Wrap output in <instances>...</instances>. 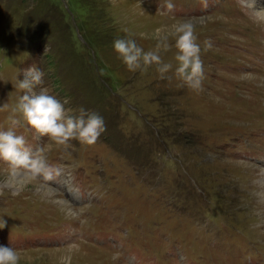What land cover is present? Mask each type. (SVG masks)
<instances>
[{
	"label": "rangeland",
	"instance_id": "374dc122",
	"mask_svg": "<svg viewBox=\"0 0 264 264\" xmlns=\"http://www.w3.org/2000/svg\"><path fill=\"white\" fill-rule=\"evenodd\" d=\"M236 1L0 0V264H264V165L229 154L264 146V17Z\"/></svg>",
	"mask_w": 264,
	"mask_h": 264
},
{
	"label": "bare ground",
	"instance_id": "6f19581e",
	"mask_svg": "<svg viewBox=\"0 0 264 264\" xmlns=\"http://www.w3.org/2000/svg\"><path fill=\"white\" fill-rule=\"evenodd\" d=\"M251 2H253L254 6L252 5ZM247 4L250 5L252 8L255 7L257 9L258 14H260L261 16L264 17V0H253V1L252 0H247ZM255 8H254V10H255ZM26 181L29 182V181H33V180L31 179L30 175L22 174L19 171H15L12 174L11 179H10V183L11 184H15V183L24 184V182H26ZM261 181L264 182V177L261 178ZM260 185H262V184H260Z\"/></svg>",
	"mask_w": 264,
	"mask_h": 264
}]
</instances>
